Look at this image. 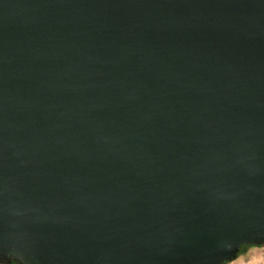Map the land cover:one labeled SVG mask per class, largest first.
Returning a JSON list of instances; mask_svg holds the SVG:
<instances>
[{
  "label": "water",
  "instance_id": "obj_1",
  "mask_svg": "<svg viewBox=\"0 0 264 264\" xmlns=\"http://www.w3.org/2000/svg\"><path fill=\"white\" fill-rule=\"evenodd\" d=\"M244 245H264V0H0V264Z\"/></svg>",
  "mask_w": 264,
  "mask_h": 264
},
{
  "label": "rangeland",
  "instance_id": "obj_2",
  "mask_svg": "<svg viewBox=\"0 0 264 264\" xmlns=\"http://www.w3.org/2000/svg\"><path fill=\"white\" fill-rule=\"evenodd\" d=\"M225 264H264V246H252L237 259Z\"/></svg>",
  "mask_w": 264,
  "mask_h": 264
},
{
  "label": "trees",
  "instance_id": "obj_3",
  "mask_svg": "<svg viewBox=\"0 0 264 264\" xmlns=\"http://www.w3.org/2000/svg\"><path fill=\"white\" fill-rule=\"evenodd\" d=\"M252 246H254V245H244V246H242L239 255L245 253V252H246L250 247H252ZM261 246H264V245H261ZM13 264H17V263H13Z\"/></svg>",
  "mask_w": 264,
  "mask_h": 264
}]
</instances>
